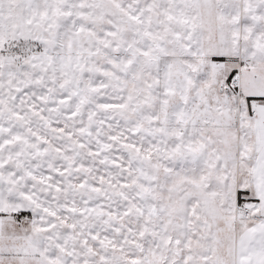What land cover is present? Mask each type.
<instances>
[{
	"label": "snow or ice",
	"instance_id": "6c2138e0",
	"mask_svg": "<svg viewBox=\"0 0 264 264\" xmlns=\"http://www.w3.org/2000/svg\"><path fill=\"white\" fill-rule=\"evenodd\" d=\"M0 264H264V0H0Z\"/></svg>",
	"mask_w": 264,
	"mask_h": 264
}]
</instances>
